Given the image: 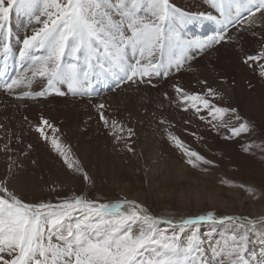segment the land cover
Masks as SVG:
<instances>
[{"label":"snow or ice","instance_id":"6c2138e0","mask_svg":"<svg viewBox=\"0 0 264 264\" xmlns=\"http://www.w3.org/2000/svg\"><path fill=\"white\" fill-rule=\"evenodd\" d=\"M213 3L219 10V19L211 13H182L171 0H0V34L5 32L14 9L29 12L42 24L23 39L19 53L31 63L32 77L46 78L50 90L66 84L73 94L83 95L90 91L92 79L98 76L143 81L162 72L167 74L173 63L179 71L187 62L189 49L219 43L225 39L229 25H251L256 13H264V0H213ZM243 11L248 12L247 17L242 18ZM198 19L216 20L224 28L200 41L183 40L172 27L177 22ZM4 47L7 50V44ZM37 52L44 54L36 55ZM262 59L264 50L248 56L246 62ZM260 68L264 75V64ZM25 79H30L27 73L7 87L20 85ZM175 91L185 110L188 106L197 113L206 110L214 120H223L225 114L232 113L237 121L242 120L235 108L219 106L207 98L217 95L212 88H207L206 94L189 93L179 86ZM98 109L114 140L122 139L116 131L123 133V123L105 116L104 104L98 105ZM45 126L51 129V136ZM36 130L69 168L90 179L79 160L70 158V147L61 143L54 124L41 118ZM230 131L239 136L249 131L248 122L243 121ZM127 135L129 138L133 135L132 129H127ZM169 139L193 168L200 163H213L186 147L179 137L169 133ZM74 216L78 217L75 223H66ZM203 220L215 222L209 213L183 219L179 232H169L161 225L175 228L172 220L151 214L136 200L125 198L107 203L81 194L55 204L30 203L10 189L7 179L0 180V264H250L245 255L247 232L249 226L264 223V218L257 221L222 217L219 223L228 221L240 231L223 243L216 241L210 249L205 248L196 231L182 237L185 226Z\"/></svg>","mask_w":264,"mask_h":264},{"label":"rangeland","instance_id":"374dc122","mask_svg":"<svg viewBox=\"0 0 264 264\" xmlns=\"http://www.w3.org/2000/svg\"><path fill=\"white\" fill-rule=\"evenodd\" d=\"M262 24L264 22L254 19L251 25L246 23L244 26L254 30V27ZM237 25L236 29L242 26ZM15 61L17 64V57ZM29 66L31 63L27 60L21 65V70ZM28 75L31 78L30 70ZM178 77L180 75L170 73L169 80L163 85H149L152 91L146 90L144 80L149 78L152 81L155 75L135 82L119 79L116 86L107 83L106 88L101 76L92 79L87 95L94 94L97 103L83 100L82 108L87 109L90 105L89 120L84 124L86 136L60 140L70 147V158L79 160L90 177L88 180L81 172L68 167L51 148L50 142L41 137L36 130L38 125L31 123L28 115L32 109L36 111L32 115L37 113L36 108H31L32 104H36L40 110L44 104H49L53 114L65 109L62 112L66 117L74 115L69 113L76 112L73 108L79 106L72 99L62 103L33 100L37 98L41 84L31 87L27 84L24 89L30 93L29 98L16 99L18 95L25 96V92H18L24 89L19 90L16 86L8 88L9 82L0 77L5 90V93L0 91V180L7 179L10 189L30 203L55 204L81 194L87 199L107 203L125 198L136 200L151 214L162 220H172L175 229L173 225L161 226L169 232H179V222L183 219H195L212 213L215 222L203 220L185 226L182 237L186 238L196 231L207 249L215 246L216 241L223 243L230 240L240 230L228 221L219 223L222 217L238 216L257 221L264 218V126L258 125L257 129L234 136L225 127V123L232 119V113L225 114L223 120H214L206 110L197 113L190 106L185 110V104L178 99L175 87L184 89L187 83ZM213 85H216L215 82ZM101 92L105 93V97L101 98ZM207 98L219 106L233 108L226 100H221V96ZM37 102H43L40 104L42 106ZM100 104L105 105V116L123 123V133L116 131L122 137L119 141L114 140L111 130L101 121ZM21 109L26 112L17 118L16 112ZM41 114L36 118L47 119L57 127V122L50 118L51 113L43 110ZM11 125L12 130L8 128ZM17 126L25 137L22 135L14 139L13 131ZM129 128L133 132L130 138L127 135ZM45 131L52 135L47 126ZM169 133L213 163H200L196 168L188 165L184 153L169 139ZM73 139L78 142H71ZM15 146L25 152H15ZM77 218L74 216L66 223H75ZM245 255L250 264H264V223L249 226Z\"/></svg>","mask_w":264,"mask_h":264},{"label":"bare ground","instance_id":"6f19581e","mask_svg":"<svg viewBox=\"0 0 264 264\" xmlns=\"http://www.w3.org/2000/svg\"><path fill=\"white\" fill-rule=\"evenodd\" d=\"M171 3L176 9L185 14L195 15L198 13H211L218 19L220 18L219 10L213 3V0H171ZM246 15H248V12L243 11L242 18ZM252 19L253 21L255 19L264 22V13H257ZM34 23L35 19L29 12L14 9L13 12L10 13L9 19L6 23L5 32L0 34V77L3 76L5 81H8L9 84L14 80L23 77L25 73H27V77L30 78L28 71L32 68V65L25 70H21V65L24 64L27 59L21 58L19 53L23 46V39L27 37V35H32L42 27L41 23ZM236 25V23H233L227 27V31L225 32L226 40L224 39L219 43H213L210 47L203 49H197L195 47L189 49L187 52V62L183 63L179 71H176V66L173 63L171 65V70L168 71L167 74L162 72L160 75H155L156 78L152 81H150L149 78H145L144 82L147 86L146 90L152 91L153 88L149 86L152 84L163 85L165 81L169 80L170 73H173L176 76L180 75V77H178L179 80L187 83V86L184 87L185 91L189 93L192 91L194 93L206 94V89L212 88L217 93V97L215 96V98L221 96V100L223 98L224 101L226 100L227 104L237 110V113L242 120L235 121V117L233 116L231 120L225 123L227 130H230L232 127H238L239 123L243 121L248 122L249 129H257L258 125L264 126V75H261L260 68V64H264V59L258 62H246L248 56L257 55L261 50H264V24L254 27V30L244 25L239 28L237 27L236 29ZM172 27H174L175 31L179 33L183 40L205 41L209 37L220 32L221 29L224 28V25L217 23L216 20L198 19L183 23L177 22L173 24ZM30 28H33V30ZM231 32H233V34L228 36ZM5 44H7L8 52H4V50H6L4 47ZM35 54L43 55L41 52ZM15 57L18 58L17 64L15 63ZM198 57L200 58L198 59ZM165 59H167V57H165ZM102 78L105 80L104 88L107 87V83H112L116 86L119 82V78L117 77ZM189 82H196L197 84H189ZM213 82H215L217 86L213 85ZM1 84H3L2 81H0V85ZM27 84L28 87H31L33 84H41L42 88L39 92L45 91L47 93L45 96L37 95V98L33 100L43 99V101L52 100L56 103H62L66 101V99H72L73 102L79 106L73 108L76 112L69 113L74 115H67L66 117L62 112V110L65 109H59V111L53 114V109L50 110L51 108L49 104H44L42 106L40 104L43 102H37L39 103L37 105L42 106L43 109H38L36 104L31 105V108L37 109L35 115H32L33 112H36L34 109L28 111V115L30 116L29 119L32 121L31 123L39 125L41 119L36 117H38L37 115L41 114L44 110L47 114L51 113L50 118L52 121H55V123L57 122L56 125L59 129L57 135L60 140L64 141L67 137L77 139L78 136H86L84 132V124H87L86 121L89 120L88 111H90V105L87 106V109L84 107L82 108L84 105L83 100H86V103H90L91 101V104H96L97 100L95 101L94 94H91L90 96L87 94H73L66 84L58 85L57 90H50L48 89L46 78L38 76L36 78L31 76L30 79H25L24 83L17 85L16 87L19 90H23L24 86ZM2 87L4 86L1 85L0 91L5 93V90ZM25 91L26 89L18 92ZM100 94L101 98L105 97L104 92H101ZM111 95H113V93ZM20 98L27 100L29 97H20L19 95L16 97V99ZM24 111L26 112V110L21 109L16 112V117H22V112ZM8 128L12 130V125ZM13 135L15 136L14 139H16L17 136L22 135L25 137V133L22 132L18 126L15 131H13ZM74 141L75 140L73 139L71 142ZM76 142L78 141L76 140ZM20 151L25 152L24 149L15 146V152ZM161 151H164V149Z\"/></svg>","mask_w":264,"mask_h":264}]
</instances>
